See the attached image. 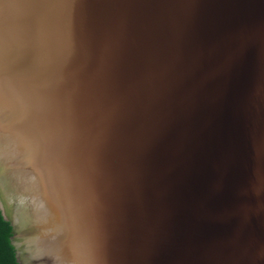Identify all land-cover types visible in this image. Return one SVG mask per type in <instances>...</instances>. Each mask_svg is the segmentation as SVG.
<instances>
[{"label":"water","instance_id":"water-1","mask_svg":"<svg viewBox=\"0 0 264 264\" xmlns=\"http://www.w3.org/2000/svg\"><path fill=\"white\" fill-rule=\"evenodd\" d=\"M0 214L17 264H264V0H0Z\"/></svg>","mask_w":264,"mask_h":264},{"label":"trees","instance_id":"trees-1","mask_svg":"<svg viewBox=\"0 0 264 264\" xmlns=\"http://www.w3.org/2000/svg\"><path fill=\"white\" fill-rule=\"evenodd\" d=\"M10 226L0 214V264H17L14 249L10 244Z\"/></svg>","mask_w":264,"mask_h":264}]
</instances>
